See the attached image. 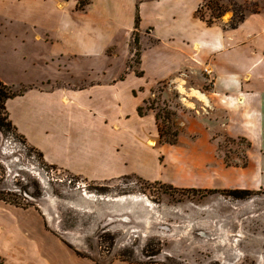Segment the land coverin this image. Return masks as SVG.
<instances>
[{"label": "crops", "instance_id": "0c3cea01", "mask_svg": "<svg viewBox=\"0 0 264 264\" xmlns=\"http://www.w3.org/2000/svg\"><path fill=\"white\" fill-rule=\"evenodd\" d=\"M137 4L95 0L80 10L76 0H0V32L18 41L2 42L1 48L0 82L15 94L5 101L12 124L46 163L74 175L107 180L135 174L168 181L170 145L153 137V116L138 109L153 87L168 78L169 49L192 44L193 66L205 67L208 74L196 71L197 84L203 80L210 86L177 90L181 98L186 94L193 100L194 114L185 122L194 127L195 138L188 147L171 145L177 155H172L175 175L170 182L204 190L264 189V18L260 42H223L225 34L193 18L187 0L142 1L139 9ZM137 12L142 40L151 41L138 63L143 76L128 69L121 53L105 54L112 47L121 52L124 37L135 29ZM186 38L195 42H184ZM42 43H50L52 61L64 60L66 71L59 78L33 76L32 83H12L9 77L22 60L30 63L26 74H34L40 61L29 47ZM77 72L86 75L78 78ZM217 132L248 144L242 159L225 161ZM40 227L38 218L0 201V257H8V264H71L62 255L73 258L72 252Z\"/></svg>", "mask_w": 264, "mask_h": 264}, {"label": "rangeland", "instance_id": "374dc122", "mask_svg": "<svg viewBox=\"0 0 264 264\" xmlns=\"http://www.w3.org/2000/svg\"><path fill=\"white\" fill-rule=\"evenodd\" d=\"M142 1L160 0H138V4ZM187 1L196 21L201 20L203 27L210 26V30L225 34L223 42H260L264 0ZM78 2L86 10L95 0H76V5ZM0 33L1 68L2 42L18 41ZM42 34L45 37L46 34ZM142 39L135 22V29L124 37L121 52L112 47L106 49L105 54L121 53L118 56L127 60L128 69L131 67L137 75L143 76L138 62L141 50L151 41ZM49 42H53L52 39ZM49 44L29 47V51L39 57L40 65H36L34 74H26L30 63L20 61L21 66L11 74L10 81L18 85L32 83L34 77H61L60 73L66 71L65 61H57V58L52 61L50 52L53 50ZM168 53L171 65L168 78L153 87L152 95L139 108L141 114L148 113L154 118L153 137L159 135L164 143L177 140V146L188 147L195 135L194 127L188 128L185 118H191L195 110L192 98L186 94L181 98L177 90L184 92L183 88L196 85L208 88L209 82L201 80L197 84L196 81L198 72L208 74L205 67L193 66L192 44L169 49ZM182 55H188L183 63ZM83 62L85 69L88 63ZM101 65L104 66L103 62ZM176 65L184 66L172 73ZM76 75L80 78L86 74L77 72ZM217 134L225 161L235 164L238 156L243 158L248 145L244 140ZM167 144L170 145L168 181L147 180L135 174L89 180L46 163L36 148L14 129H0V189L20 194L22 188L28 190L31 207L23 209L26 217L38 218L41 230L48 231L72 252L73 258L70 254L62 255L71 264H264V189L251 191L246 198H237L231 194L234 189L176 186L170 182L175 175L171 169L175 163L172 155H177L176 147ZM185 159L189 171L192 150L185 152ZM9 260L0 257V264H8Z\"/></svg>", "mask_w": 264, "mask_h": 264}, {"label": "trees", "instance_id": "16d2710c", "mask_svg": "<svg viewBox=\"0 0 264 264\" xmlns=\"http://www.w3.org/2000/svg\"><path fill=\"white\" fill-rule=\"evenodd\" d=\"M77 7L80 10L84 9V6L80 5V3L77 5ZM139 20H140L139 13H137V17H136L137 28L139 26V22H140ZM138 55H139V53H138ZM0 86H2V88H0V129H8V130L14 129L23 139H25L24 136H22L17 131L16 127L12 124L11 120L9 119V114H8L6 107H5V101L7 99L13 97L15 94L12 93V91L10 90L9 87L3 85L2 82H0ZM138 112L141 114V108L138 109ZM160 133H161V131H160ZM176 134L177 133H175V136H176ZM166 142L174 145L177 143V140H168V141L166 140ZM37 151L40 153V155L43 158L42 153L39 150H37ZM21 190L22 191L20 194V193L12 192V190L0 189V201L5 203V204H9V205L15 206L17 208H22V209H27V208L31 207V203L28 199V195H29L28 190L26 188H22ZM231 194H233L237 198H246L247 196H249L251 194V191L233 190V191H231ZM37 195H39V193ZM31 197L36 198L38 196H31Z\"/></svg>", "mask_w": 264, "mask_h": 264}]
</instances>
